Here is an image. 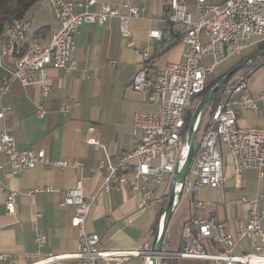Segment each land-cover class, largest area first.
Wrapping results in <instances>:
<instances>
[{"label":"built area","instance_id":"1","mask_svg":"<svg viewBox=\"0 0 264 264\" xmlns=\"http://www.w3.org/2000/svg\"><path fill=\"white\" fill-rule=\"evenodd\" d=\"M46 1L59 25L47 44L23 47L29 23L18 18H13L2 33L0 63L4 60L12 63L14 68L9 76L0 78L1 100L13 81L23 85L37 84L46 94L51 90L49 68L65 73L73 71L74 39L83 23L102 25L110 18H117L121 37L127 39L128 45H134L128 23L144 11V6L135 0L122 1L121 8L125 13L106 3H99L96 11H90L97 0ZM166 11V20L174 27H182L177 40L185 47L183 59L165 65L152 80L149 78V54L146 49L141 51V62L130 86L134 91L147 92L154 109L133 114L131 132L136 141L130 149L117 155L115 163L108 155L99 159L96 176L100 183L92 193L86 195L83 182L78 179L58 201L59 208L71 206L73 209L70 224L77 231L74 252L50 253L42 257L37 251L32 264H128L131 258L144 254L146 260L147 252L143 250L147 246L143 250L104 248L102 238L87 231L86 219L93 204L110 190L128 189L138 195L137 213L155 214L166 203L174 171L182 166L187 155L184 126L192 99L204 89L217 65L264 42V0H225L222 5L195 0V19L184 0H169ZM148 37L160 39L162 32L151 30ZM202 37L206 39L202 41ZM205 57H210L209 65L203 64ZM248 85L247 74L236 75L233 82L224 87L214 108L202 118V123L200 117L197 129L200 126L202 133L195 144L191 164L183 183L174 185L175 208L182 195L188 197V218L182 226L178 248L163 249L159 262L161 259H196L211 264H264V195L248 200L241 194L240 201L247 207V216L234 226L202 214L207 203L199 196L205 187L222 189L225 181L223 149L231 159L238 187L245 169H254L258 178L264 177V129L236 125V108L257 111L258 102L264 99V88L252 95ZM8 110L0 104L1 120ZM44 115L45 111L39 107L37 116ZM87 132L86 144L105 150L94 127H88ZM0 154L5 156L11 175L33 169L38 164L75 169L82 166L80 161L72 159L50 162L43 149L19 150L7 127L0 133ZM0 189L7 192L5 204L7 212L12 214L17 192L2 181ZM52 190L50 186L33 189L29 195ZM178 192L181 193L179 200ZM245 240L250 242L253 252L242 249ZM34 241L41 246L47 242V236L37 232ZM3 258L12 264L17 260L15 256L0 254V260Z\"/></svg>","mask_w":264,"mask_h":264},{"label":"crops","instance_id":"2","mask_svg":"<svg viewBox=\"0 0 264 264\" xmlns=\"http://www.w3.org/2000/svg\"><path fill=\"white\" fill-rule=\"evenodd\" d=\"M122 1L97 0L89 10L96 11L99 3H106L125 13L121 8ZM135 1L144 6V11L128 23L134 45H128L127 39L121 37L117 18H110L102 25L83 23L74 39L73 71L65 73L49 68L51 90L46 94L37 84L23 85L13 81L0 99V104L9 108L4 119H0V133L7 127L19 150L43 149L50 162L72 159L82 163L80 169L38 164L33 169L11 175L5 156L0 154V181L8 183L17 192L11 214L5 204L7 192L0 189V254L15 256L14 264H32L37 251L42 257L50 253L74 252L77 231L70 224L73 209L71 206L59 208L58 201L78 179L83 182L85 194L92 193L100 183L96 176L99 159L108 155L115 163L117 155L130 149L136 141L131 132L133 114L154 109L147 92L134 91L130 86L141 62V51L146 49L149 54V78L152 80L165 65L183 59L185 47L177 40L182 27H174L166 20L169 0ZM184 1L195 19V0ZM205 1L222 5L225 0ZM26 16L29 27L23 43L25 48L31 44H47L59 28L46 0H39ZM32 19L33 28L30 26ZM151 30L161 31L162 37L150 39L148 33ZM205 39L202 37V41ZM260 64L247 74L252 95L264 88V64ZM13 68L12 63L3 60L0 78L9 76ZM39 107L45 111L43 117L37 116ZM236 125L264 129V99L258 102L257 111L236 108ZM91 126L105 150L86 144L87 129ZM223 156L225 181L222 189L205 187L199 196L207 203L202 214L234 226L247 216V207L240 201L241 194L248 200L264 195V177L258 178L254 169H245L238 187L225 149ZM48 186L53 190L29 195L33 189ZM137 198V193L128 189L110 190L100 195L86 219L87 231L97 233L104 248L143 250L152 239L150 230L141 238L139 230L131 226ZM187 218L179 220L180 230ZM262 229L264 231V222ZM37 232L47 236V242L41 246L34 241ZM171 237L164 246L166 250H175L179 246L180 237L177 241ZM241 246L245 252H253L249 241L245 240ZM143 257L134 258H140L142 264ZM0 264L12 263L3 258Z\"/></svg>","mask_w":264,"mask_h":264},{"label":"water","instance_id":"3","mask_svg":"<svg viewBox=\"0 0 264 264\" xmlns=\"http://www.w3.org/2000/svg\"><path fill=\"white\" fill-rule=\"evenodd\" d=\"M264 57V49L258 51L249 57L242 60L240 63L235 65L232 69H230L223 77L212 87L210 88L206 94L197 102L192 115L190 117L188 123V130L186 135V144H187V155L185 160L180 168L175 169L173 174V183L167 198L166 204L164 206L163 212L160 216L157 229L155 234L149 244V248L144 249L143 251L149 253L148 258L150 260V264H158L160 253L163 250V242L165 238V234L168 228L169 221L173 215L175 209V193H174V185L175 183H183L184 177L189 169L191 164V160L193 157L194 149H195V140H196V130L198 121L201 117L202 111L206 104L212 99V97L221 89H223L229 80L235 76L240 70H242L248 63L263 58ZM264 61L260 64L262 65ZM181 193H177V200H179Z\"/></svg>","mask_w":264,"mask_h":264},{"label":"trees","instance_id":"4","mask_svg":"<svg viewBox=\"0 0 264 264\" xmlns=\"http://www.w3.org/2000/svg\"><path fill=\"white\" fill-rule=\"evenodd\" d=\"M39 0H0V38L2 37V33L4 32L5 28L7 27V25L11 22V20L13 18H18L24 21H28L27 19V14L30 12V10L34 7V5L38 2ZM254 49L246 54L242 53L240 56L237 57V59L229 66L228 69H226L225 71H223L222 73L213 76V73L208 77L207 82L204 86V89L197 94L191 101V104L193 105L194 101H199L205 94L206 92L212 88L222 77L224 74H226L230 69H232L235 65H237L238 63H240L242 60H244L245 58L249 57L250 55L261 51L264 49V42L258 43L257 45L253 46ZM264 60L263 58L254 60L250 63H248L249 65L246 66L248 68H256L260 63H262V61ZM264 64V63H263ZM251 69V70H252ZM243 70H240L236 75L242 73ZM235 75V76H236ZM234 76V77H235ZM212 77V78H211ZM234 77L232 79L229 80V82L226 84L227 86L230 85L233 80ZM224 92V88L219 90L213 97L212 99L206 104V106L204 107L202 114H201V123H202V118L204 117V115H206L209 111H211L215 104L221 99L222 95ZM190 104V106L187 109V116H186V121H185V126H184V132L187 133L188 130V123L190 120V117L192 115V112L194 110L195 107H192V105ZM202 131H200V126L198 127L197 131H196V140H195V144L197 145L199 142V138L201 136ZM166 204V203H165ZM164 205H162V207H160L156 213L154 214L155 218H154V222L150 227V232H154L157 229V225L159 222V218L161 216V213L163 212L164 209ZM153 234V236H154ZM176 260H171L169 262V264H174Z\"/></svg>","mask_w":264,"mask_h":264},{"label":"rangeland","instance_id":"5","mask_svg":"<svg viewBox=\"0 0 264 264\" xmlns=\"http://www.w3.org/2000/svg\"><path fill=\"white\" fill-rule=\"evenodd\" d=\"M33 24H34V21L32 19L30 22L31 28H33ZM253 49H254L253 46L248 47L243 53L246 54V53L252 51ZM237 57L238 56L231 57V58L225 60L224 62L220 63L219 65H217L214 69L212 77L216 76V75L222 73L223 71H225L226 69H228L229 66L237 59ZM202 62L204 65H209L211 63V59H210V57H205V58H203ZM248 65L249 64H247L246 66H248ZM246 66L242 69L243 72L241 74H248V72L252 69V68H248ZM197 102L198 101L195 100L193 105L191 104L192 107H195ZM228 161H229L228 163H230L229 157H228ZM135 211H136V208H135ZM188 211H189L188 197L186 195H182V197H181L178 205L176 206V208L173 212V215L169 221L167 232H166L164 242H163V248L164 249H165L167 243L169 242V239H170L169 237L172 236L171 240H174V241H177V239L180 237V231L181 230H180L179 220L181 218H184V217L186 218L188 216ZM154 218H155V216L152 213H146V212L136 213L135 212L134 219L132 221L131 226L134 229L139 230V232L141 233V238H142L143 236H145L148 233L151 225L154 222ZM153 234H154V232H151V234H150L151 239L153 238ZM147 247L149 248V245H147ZM142 256H144L142 258V261H143L142 264H145V254ZM139 261H140V258H133V259H131L130 264H140ZM170 261H171L170 259H161L159 264H169ZM174 264H211V263H209V262L207 263L205 261L196 260V259H177Z\"/></svg>","mask_w":264,"mask_h":264},{"label":"bare ground","instance_id":"6","mask_svg":"<svg viewBox=\"0 0 264 264\" xmlns=\"http://www.w3.org/2000/svg\"><path fill=\"white\" fill-rule=\"evenodd\" d=\"M148 255H149V253H147L146 260H145V264H150V260L148 258Z\"/></svg>","mask_w":264,"mask_h":264}]
</instances>
